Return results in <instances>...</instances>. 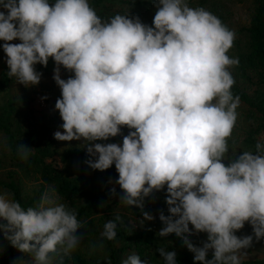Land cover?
Instances as JSON below:
<instances>
[{
  "label": "clouds",
  "instance_id": "9594fccd",
  "mask_svg": "<svg viewBox=\"0 0 264 264\" xmlns=\"http://www.w3.org/2000/svg\"><path fill=\"white\" fill-rule=\"evenodd\" d=\"M154 6L149 26L128 14L102 20L89 0H0L7 75L37 85L42 73L35 65L46 67L51 58L63 121L54 138L83 141L92 169L114 164L119 201L141 210V225L155 218L144 211L145 197L165 190L168 215H158L159 236L180 237L194 264H241L253 237H264V143L255 144V154L233 151L223 163L240 103L229 70L239 59L227 54L235 32L187 0H154ZM61 66L73 75L62 79ZM123 127L129 131L122 143H93L121 135ZM30 149L18 146L22 160ZM0 219V232L33 264H50L53 253L64 264L81 239L76 212L52 196L25 209L0 192ZM118 222L124 224L116 215L104 223L100 247L116 238ZM246 222L252 234L237 236ZM198 233L207 234L202 246L188 238ZM157 252L164 264H176L175 251ZM121 264L149 261L132 253Z\"/></svg>",
  "mask_w": 264,
  "mask_h": 264
},
{
  "label": "trees",
  "instance_id": "16d2710c",
  "mask_svg": "<svg viewBox=\"0 0 264 264\" xmlns=\"http://www.w3.org/2000/svg\"><path fill=\"white\" fill-rule=\"evenodd\" d=\"M49 3H54V0H49ZM89 3L102 20H108L115 14H128L130 17L138 16L149 26L157 10L154 0H89ZM187 3L193 8L209 10L228 27L227 10L222 0H187ZM240 33L242 36L235 42L233 54V58L239 59V64L230 68L235 79L231 91L245 106L244 117L247 123L243 136L239 138L237 155L242 151H253L255 154V144L260 142L258 137L264 133V0L254 2L248 25L241 28ZM35 68L38 69V64ZM7 72L8 67L4 63L0 70V92L9 91L14 82V77L9 78ZM22 107L11 98L0 103V132L5 136L7 148L5 159L0 157V168L3 170L0 185L10 193L11 199L18 201L25 209L36 207L44 188L51 187L62 203L76 212L82 227L77 229L75 235L81 239L71 255L64 257V264H108L107 260H110V264H121L132 253L138 254L141 260L149 261V264H164L157 252L159 247L175 251L176 264H194V254L182 243L180 237L175 234L159 236L158 231L163 225L158 215L161 211L168 215L165 190L145 197L144 211L155 218L144 220L141 225V210L135 206H125L119 201L123 191L115 183L118 173L114 164L104 171L92 169L85 163L89 158L85 148L73 147L67 149L61 158L62 161L81 160L78 167L72 171L55 167L48 161L57 153L53 133L35 125L34 112L29 102L22 101ZM128 131L127 127H123L121 135L95 143H122V136ZM20 144L31 147V155L27 160H22L18 154ZM229 158H234L233 154ZM228 163L229 159L225 165ZM29 177L40 180L41 184L31 193H25L21 184L24 178ZM113 187L115 194L110 192ZM101 204L105 206L100 207ZM116 215L121 216L124 224L118 222L116 238L111 241L104 239L103 247H100L103 225ZM249 229L252 234V228ZM201 235L207 238L206 233L190 235L188 238L195 245ZM18 252L0 232V264H22ZM50 256L57 257L54 253ZM208 258H211V251ZM241 264H264V258L241 259Z\"/></svg>",
  "mask_w": 264,
  "mask_h": 264
},
{
  "label": "rangeland",
  "instance_id": "374dc122",
  "mask_svg": "<svg viewBox=\"0 0 264 264\" xmlns=\"http://www.w3.org/2000/svg\"><path fill=\"white\" fill-rule=\"evenodd\" d=\"M256 0H222V3L225 5L227 10L226 14V23L228 24L229 29L235 32V40L233 47L227 53L230 57L233 58V54L236 48L235 42L238 41L242 33H240L241 28L248 25L250 20V15L254 7V2ZM19 40H13L11 43H19ZM3 41H0L2 44ZM237 43V42H236ZM6 63V56L3 52V49L0 48V70L1 66ZM55 67L54 61L49 58L47 66H42L38 64V72L42 73L39 84L31 85L25 87L22 84L14 82L12 87L7 92H0V103L4 102L6 99L11 98L22 107V101H27L32 107L34 116H35V125L38 128H44L47 132L54 133L57 130L63 131L60 128V125L63 123L59 116L58 110H55V101L60 97V89L58 85L53 80V68ZM230 70V69H229ZM60 75L62 79H67L69 76L73 75L68 70H65L63 66L60 67ZM47 97L46 99H41L42 97ZM24 108L22 107V110ZM237 111V121L233 129L231 137L228 139L229 150L226 154V158L223 160V163L229 159L233 151H237L240 147V140L243 136V131L245 129L247 119L244 117V111H246L245 106L242 103H239ZM258 140L261 143H264V133L258 137ZM95 143V142H93ZM54 144L57 149V153L49 158L48 161L51 162L55 167L62 169L63 171H72L78 167L81 163L79 159H70L67 161H62V154L69 148H85L83 141L72 140V141H58L55 139ZM7 154L6 140L3 133L0 132V157L5 159ZM5 162H3L4 164ZM2 164V166H3ZM0 168V174L2 173ZM40 180H35L34 177L24 178L22 180V188L25 193H31L33 189H38L40 186ZM0 192L8 193V197L11 199L10 193L0 185ZM45 195L56 197L58 202L62 203L59 196L51 187H45L44 191L41 193L40 201ZM0 223H3V220L0 219ZM251 225L247 222L244 227L238 230L235 234L237 236L250 235ZM204 236H199L198 240L195 242L196 246H202V242L205 241ZM242 251L246 252V255H243L241 259H252V258H264V237L259 240L253 239V243L250 248L243 249ZM18 257L21 258L22 264H33V258L30 253H24L19 251ZM59 257L50 256V264L59 262Z\"/></svg>",
  "mask_w": 264,
  "mask_h": 264
}]
</instances>
